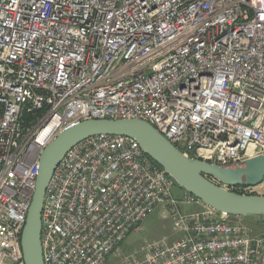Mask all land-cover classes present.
Listing matches in <instances>:
<instances>
[{
  "label": "built area",
  "instance_id": "built-area-1",
  "mask_svg": "<svg viewBox=\"0 0 264 264\" xmlns=\"http://www.w3.org/2000/svg\"><path fill=\"white\" fill-rule=\"evenodd\" d=\"M91 118L142 119L224 167L264 155V0H0V264H24L40 152ZM174 183L128 136L76 143L46 186L43 263L104 264L160 207L178 237L121 264H264L263 233ZM222 186L264 195V176Z\"/></svg>",
  "mask_w": 264,
  "mask_h": 264
},
{
  "label": "water",
  "instance_id": "water-1",
  "mask_svg": "<svg viewBox=\"0 0 264 264\" xmlns=\"http://www.w3.org/2000/svg\"><path fill=\"white\" fill-rule=\"evenodd\" d=\"M100 134H119L134 139L180 188L218 211L236 216L264 215V195L240 194L222 186L259 184L264 176V155L248 158L236 167H224L187 157L142 119H84L60 131L39 154L35 187L21 232L24 264H44L41 211L54 168L76 143Z\"/></svg>",
  "mask_w": 264,
  "mask_h": 264
},
{
  "label": "rangeland",
  "instance_id": "rangeland-1",
  "mask_svg": "<svg viewBox=\"0 0 264 264\" xmlns=\"http://www.w3.org/2000/svg\"><path fill=\"white\" fill-rule=\"evenodd\" d=\"M173 194L175 197H179L183 189L176 183L173 186ZM195 206L189 205L185 207V210H194ZM161 208L157 207L152 213L144 218L138 225L137 230H133L128 233L123 241L118 245L117 252H111L105 259L104 264H121V260L124 256L139 252L140 245L143 239L157 240L161 237L168 239H174L178 237V233L173 230L172 221L170 218H164L161 214ZM242 220L253 233L264 234V215L262 217H244L240 216Z\"/></svg>",
  "mask_w": 264,
  "mask_h": 264
},
{
  "label": "trees",
  "instance_id": "trees-1",
  "mask_svg": "<svg viewBox=\"0 0 264 264\" xmlns=\"http://www.w3.org/2000/svg\"><path fill=\"white\" fill-rule=\"evenodd\" d=\"M255 216H259V217H262L263 215H244V217H249V218H251V217H255Z\"/></svg>",
  "mask_w": 264,
  "mask_h": 264
}]
</instances>
